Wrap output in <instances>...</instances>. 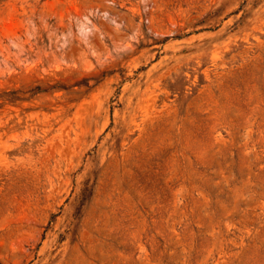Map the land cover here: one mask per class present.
<instances>
[{"label": "rangeland", "instance_id": "374dc122", "mask_svg": "<svg viewBox=\"0 0 264 264\" xmlns=\"http://www.w3.org/2000/svg\"><path fill=\"white\" fill-rule=\"evenodd\" d=\"M0 264H264V0H0Z\"/></svg>", "mask_w": 264, "mask_h": 264}]
</instances>
